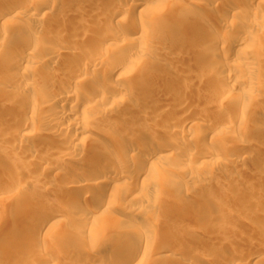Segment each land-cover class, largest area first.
Masks as SVG:
<instances>
[{
    "label": "rangeland",
    "instance_id": "374dc122",
    "mask_svg": "<svg viewBox=\"0 0 264 264\" xmlns=\"http://www.w3.org/2000/svg\"><path fill=\"white\" fill-rule=\"evenodd\" d=\"M23 1L14 0L12 3L22 6ZM34 1V5L39 2ZM51 1V7L45 8V15L38 20L15 19L23 25L40 23L52 30L57 29L54 33L42 32L33 37L42 45L35 55L40 57L54 48H71L77 58L88 55L89 58L96 55L100 57L102 54L103 59L107 58V63L105 61L99 71L87 70L83 75L86 82L82 80L83 82L80 81L73 87L78 101L84 100L85 94L96 91L101 86L111 90L110 92L117 86H125L128 88L125 95L127 99L118 108H111L114 111L108 108L109 103L100 105L99 108H85L82 105L74 107L71 112L79 119H87V126L83 135L78 133L74 137L71 142L75 143L73 146L68 141L73 127L65 121L64 128L68 130L60 133L61 138L56 144L53 140L40 141V132L52 131L41 120L43 114H39L45 111L42 94L59 84L55 75L62 72L63 65L60 68L40 63L33 69L32 63L26 64L27 69L36 70L32 77L34 88L22 91L18 97L17 93L16 97L6 99L5 90L7 92L11 87L4 82L1 74L6 73L8 67H1L7 58L3 54L7 50L11 51L14 45L10 47L12 44H4L8 48H5L6 52L3 54L0 52V77L3 78H0V93L6 95L3 99L10 103V107L0 109V264H33L38 258L54 259L55 264H83L84 260H90L93 255H113V246L109 243L111 234L118 233L121 238L134 230L142 231L143 228L137 222L140 219L147 220L148 215V220L154 224L155 229V234L148 237L153 244L148 264H198L204 262L205 255L215 251L219 252L221 261L228 262L231 255H235L239 256L240 264H264V153L257 152L259 147H264V133L253 130L255 125L264 122V99L244 93L238 85H234L230 93L219 92L223 84L218 76L225 71L221 68L219 59L231 65L244 66L247 62L245 54L230 48L233 40L238 38L236 34L231 33L225 40H215L216 35L225 31L227 20L224 21L221 17L209 26H196L195 20L206 13L203 6L198 7L188 0H157L148 6V15L141 18L137 13L128 14L121 22L112 21L111 26L108 17L118 0ZM163 3L176 14L174 16L185 19L188 15L183 16V10L188 7L193 11L190 16L193 25L186 34H175L168 31L166 26L153 29L148 38L129 31V22L152 20L155 15L150 12L160 8ZM2 6L5 5L0 0V7ZM97 6H101V10L102 6L108 8L94 14ZM260 11L262 16L248 17L247 20L232 18L235 19V27L253 31V24L259 31H264V8ZM80 18H84L82 23L79 22ZM61 25L72 28L74 33L85 32V38L75 39L72 34L61 30ZM95 27H105V30L96 34ZM4 29V25L0 23V31ZM115 33L123 34L127 42L124 46L113 44L105 54L91 51L101 37L108 40ZM258 36L261 37V34ZM88 46L91 50H88ZM123 49H130L132 56L128 66L122 70V77L118 75L121 72L117 71L105 79L112 61L120 58ZM246 50L254 57L252 70L247 68L246 73L243 71L246 76L233 72L237 77L240 75V78L251 75L253 85L264 92V39H260L259 45H247ZM217 51L219 58L216 60L211 57V53ZM88 52H92V55ZM164 78L168 80L163 81ZM175 91L178 94L184 93L183 97L176 96ZM184 95L189 96L191 106L187 99L184 100ZM30 106H35L40 112L32 114ZM31 120L34 121V127L23 128ZM174 124L178 126L173 130L171 126ZM19 126L24 132L15 131ZM26 131L29 134H22ZM164 134L177 139L178 149L182 151L179 154L177 149H170L169 151L174 152L173 157L161 161L155 168L153 177L137 184L133 193L128 196L119 197L120 202L115 205L117 208H112L110 214L123 223L121 221L119 225L115 224L104 229L103 233H97L92 223L83 224L75 217L78 203L84 202L91 206L92 201L84 197L100 193L101 190L89 186L81 190L69 187L67 175H73L79 169L88 170L90 163L93 166L99 165L98 159L106 155L104 146L110 145L111 140L131 143L150 138L156 141ZM17 142H23L27 147L32 146L38 152L27 154V150H16L14 144ZM238 145H243L247 153L241 156L231 153ZM60 146L62 152L59 151ZM57 147L60 148L59 153ZM110 149L109 155L123 156L120 166L138 171L136 158H129L118 146ZM205 152L217 159L212 161L205 158V163L202 162L201 165L198 159L207 154ZM190 153L194 154V159L199 157L187 168L188 174L182 162L189 158ZM37 163L47 167L36 168L34 165H38ZM188 175L190 179H187ZM130 180L132 178L127 180L128 183L116 185L114 191L119 195L123 194L128 184L133 183ZM36 197L45 201V208L36 203ZM177 200L184 202L182 210L170 213L172 203ZM207 205L216 208V213L206 221L200 214ZM51 207L64 210L60 216H56L61 219L59 227L63 228L64 238L54 231L36 232L33 226L35 220L26 217L30 211L51 213ZM132 207H139L140 219L136 220L119 210ZM163 220H167L170 226L162 231ZM75 237L79 239V244L71 242ZM185 237H194L195 240H189L187 250L173 252L175 242L186 240ZM96 238H101V241L94 243ZM163 238H168L164 246L159 242ZM21 239L29 241L30 246H22ZM57 250H63L66 255L57 256ZM253 250H257V261L247 258V254Z\"/></svg>",
    "mask_w": 264,
    "mask_h": 264
},
{
    "label": "bare ground",
    "instance_id": "6f19581e",
    "mask_svg": "<svg viewBox=\"0 0 264 264\" xmlns=\"http://www.w3.org/2000/svg\"><path fill=\"white\" fill-rule=\"evenodd\" d=\"M156 1L157 0H132V1L118 0V2L116 1L114 6L112 7L111 13L108 17V23L110 24L112 21L121 22L123 18L127 16L128 14L135 15V13H137L139 14L138 16L142 18L148 15L149 13V11H147L148 6L155 3ZM12 2L14 3V0H1V3L5 6L0 7V23H2V25H4L6 29V30L4 29L3 31H0V52L2 54L6 52L5 50L8 47L4 45L5 43L8 42L9 45L12 44L10 45V47L14 45L13 48L11 47L10 49L11 51L7 50V52L3 54L7 56V58L1 54L4 58H6V63L4 62V65L1 68L8 67L6 73L1 74V76H3L5 80L4 82H6L11 88L8 89L7 92H6L7 89L5 90V93H7L6 94L7 96L2 95L1 94L2 92L0 93V109L5 108L9 106L10 104L7 100H4L5 98L3 99V97L6 96V99L7 97L8 99L9 97H11L12 99V97H16L17 93H18L17 94V97H18L19 94L21 95L22 91L25 92L28 89L31 90V88H34L35 83L32 82L33 81L32 77L36 70H31L29 67H28L29 69H27L26 64L32 63L34 65L32 67L33 69L35 68V66L36 67L39 66L40 63H47L49 65H53V67H55V65L60 67V65L62 64L63 65L62 68L60 67L62 72H60V74L58 75H55L56 77L55 80H57L59 84L55 83L56 85L52 87V89L42 94L43 95L42 96L43 105L45 106L43 108L45 111H43L42 113H39L40 111L38 112V108H35V106L34 107L30 106V112L32 114H38V113L41 115L43 114L41 120H43L44 124L48 128L52 129L53 131V132L52 131H47V132L42 131V133L40 132L39 133L40 136L39 135H38L39 137L37 136L39 138V139L37 138L38 140L40 141L43 140L46 142L53 140L54 142L56 141L55 142L56 144L58 140L61 138L60 133L68 130L67 128H64L65 124H63V122L65 121L68 125H72L73 127V132L72 134H70L71 138L68 137L69 138L68 141L70 145L75 144L71 142L75 139L74 137L78 133H81L82 135L85 133L86 126H87V121H86L87 119L86 120L79 119L76 115L73 114V112H71L73 108L77 107V105L78 106L82 105L85 108L86 106L98 107L106 103L107 104L109 103L110 107L108 108L110 109L116 108V107L118 108L119 104L123 100H125V98L127 99L125 95L128 91V88L125 86H117L113 92H110L111 90L109 89L107 90L101 86L102 88L101 87L97 88L98 90L96 91L94 90L93 92L91 91L85 94L84 100L78 101L77 94L73 91V87H75L77 83H79L80 81L86 82V79H85L86 77L83 75L87 72V70H89L88 72H92V71L96 72L95 70L99 71L100 70L99 67H101L102 64L103 65L105 64V61L107 60V58L106 60L103 59L101 57L102 54L100 55V57L96 55L97 57L90 56L89 58V55L88 56L83 55L84 57L80 56L79 58H77L76 54L74 53V50H72L71 48L70 49L54 48L53 50L46 52L45 54L44 53L41 54L40 57H37L35 55V52L39 50V48H41L42 45L40 44L41 43L40 41L39 42L35 41L33 37L42 32L49 33L53 31L54 33L57 29L54 28L52 30L45 25L43 26L40 23L39 24L31 23V24L23 25L19 22H16L15 19H23V20L24 19H36L38 20V18L43 17L45 15V12L43 10L47 7L48 8L51 7V2L53 1L51 0H41L40 1L39 0L38 4L34 5L35 3L34 0H24L22 6L13 5ZM188 2H191L194 4L196 3V6L198 7L203 6L206 9L204 10L206 13H204L203 16L201 15V17L195 20L194 24L196 26H202V24L203 26L204 25L209 26L211 22L214 21V23H216V21H218V19L221 17L222 19H224V21L227 20L226 23L224 22L225 24H227L228 22L227 26L225 25L226 26L225 31L223 33L221 32L220 35H216V37L214 36L215 40H219V41L225 40L229 38L231 33L236 34L238 38L233 40V42L230 45V48L231 47L235 48L238 52H241L245 54L246 56L247 62H245L244 66L235 65V64L231 65V64H228L226 61L219 59V64L221 68L225 69V71L221 72L218 76V79L223 84V86L219 88L220 94L230 93L232 90V87L234 85H238L239 87H241V90L244 91V93L250 94L251 96H254V97H260L263 100L264 92L261 90H258L253 85L252 76L248 75L247 77L240 78L241 77L240 75L241 74L245 75L242 72L245 71L247 68H249V70L250 69L252 70V65H254V63L252 62V59L254 57L252 58L251 53L248 52V50H246V46L249 44L259 45L260 39L261 38L264 39V31L263 30L259 31V29H257L258 27L253 24H252L253 31H250L249 29L245 30V29L235 27V22H234L235 19L233 20L232 18H239L242 20L243 19L245 20L246 18L247 20L248 17L250 18L256 15L262 16L263 13H261L260 9L262 7L264 8V0H188ZM166 5L167 4L163 3L162 6H160V8L156 9L153 12H150L155 15V17L152 20L139 19V21L137 22H129V25H128L129 31L137 33L141 37L148 38L149 35L151 34V31H153V29H157V28L162 29V27L166 26L169 28L168 31L170 32H174L175 34H186L188 30L191 29V26L193 25V21L190 17L193 11L190 8L186 7V9L183 10V16L188 15V18L185 19L182 17L174 16L176 14L172 13L169 10V7H167ZM103 8L106 9L108 7L102 6V10L104 11L105 9ZM102 10H101V6H97V8H95L93 12L94 14L96 13L99 14L101 13ZM219 11H221V13ZM83 21H84V18L79 19L80 23H82ZM250 22L252 23V21ZM106 27L108 28V26ZM104 28L98 27L96 29L95 27L94 32L96 34L98 32L102 33V30ZM60 29L63 30L64 32L67 31V34L68 33L72 34V37H75V39L76 38L81 39L85 36V32L83 34L74 33L72 31L73 29L67 28V26L61 25ZM258 34L259 35L261 34V37H259ZM98 39H95V40H98ZM93 40L94 39H92V41ZM125 42H126V39L124 38L123 34L115 33L113 37H111V39H108V40H104L101 37V39H99V42H98L99 44L97 43L96 45L93 46L95 47V49L89 46H88L89 48L88 47L87 48L88 50L92 49L91 51H95V52L97 51L98 53L105 54V53H108L109 50H111L113 44L122 46L123 44L125 45ZM129 43L131 44V42ZM16 45H19V46H16ZM136 48L138 49V47ZM88 50L85 49V51H88ZM121 53L122 54L120 58H116L114 59V61H112L111 69L106 73L105 79H107L108 76L113 75L117 71H119V73L121 72L118 75L122 77L121 75L122 70L125 69V66H128L129 59L132 56V52H130V49L128 50L123 49ZM211 57L217 60L219 58V52L218 51L212 52ZM233 71H235L236 74L237 72H239V74L241 73L239 75L240 77L239 76L237 77ZM34 78L36 79V77ZM162 80L166 81L168 80V78H164ZM143 82L142 84H144ZM167 82H170V81H167ZM175 92H176V96L179 95L180 97L184 94L183 92H181L183 94H180V93L178 94L177 91ZM113 96L115 98H113ZM188 98L189 96L187 97L186 95L184 100L185 99L188 100ZM187 103L188 105L191 106L190 100H188ZM111 110L114 111L113 109ZM111 110L109 111V113L111 112ZM25 124H23V126ZM20 126L16 127L15 131L17 130L21 132L23 131L22 129L25 127L26 128L28 127L29 129L34 127V121L31 120L27 122V124L23 128ZM176 126L178 125L174 124L173 126H171V128L174 130L175 128H177ZM255 129L260 133H264V122H262L260 125L259 124L255 125V128H253V130ZM23 132L22 134H25V135L29 134L28 131H26V133H23ZM177 144H179L177 143V139L174 140L173 136L171 137L170 134L161 135L160 137L156 139V141L151 140L150 138L146 139V141H141V142L132 141L131 143L111 140L110 145L104 146V151L106 152V155L98 159L99 162L97 163L99 165L93 166L90 163L88 164L90 167L88 168V170L80 171L79 169L78 171H75L73 175L71 174L67 175L69 177V181H68L69 187L81 190L82 188L89 186V188L98 187L101 190L100 193L88 194V196L86 195L84 197L85 199L87 198L88 200L92 201L91 206H88L84 202L78 203L77 209L75 210L76 212L75 217H77V219L83 224L89 223V222L92 223L93 229L94 231H97V233H100V232L103 233L105 231L104 229H106L107 227H111L115 224L119 225V223L122 220H116V218H114L110 214V210L112 208H117L115 207V205L120 202L119 197H124L126 195L128 196V194L133 193V191L135 190L134 188L137 186V184L145 182L149 177H153L155 173V168H157V166L161 163V161L167 160L170 157H173L172 155L174 154L172 153L174 152H172L173 150L169 151L170 149L175 148L177 149L178 153L182 151V150L179 151L178 149L179 146ZM14 145L16 147V150L18 149L23 152L27 150L26 152L27 154L31 152H38L35 150V148L32 149V146L27 147L26 144H24L23 142L22 143L17 142ZM117 146L120 147V149H122V152L124 154H127L129 158L133 157L137 159V164H138L137 170L138 171L135 172L132 169L130 170V168H125L123 166H120V163L123 162V156H121V154L117 156L108 154L109 151L111 150L110 148H116ZM60 148L61 150L59 151L62 152V147L60 146ZM60 148L57 147V152H58V149ZM52 151L54 152L53 149ZM52 151L51 153L54 155ZM209 152H205L207 154H204V156L200 159L197 158L199 156H196V158L198 159V162L199 161L201 162V165L203 164L202 162L205 161V158H208V160H212V161L217 159V157L216 158L213 157L211 153ZM257 152L264 153V147H259L257 149ZM231 153L241 156L247 153V149L243 145H238V146H235V148L231 150ZM177 156H174V157H177ZM195 159H194V154L189 155V158H187L184 162H182V166H184L183 168L189 169L192 163L195 162ZM107 161H109V163ZM219 161L221 160H217V162ZM34 167L43 169V168H46L47 166L44 167L42 166V163L41 164L39 163L38 165H34ZM188 174H189V170H188ZM130 178H132V180L130 181H132L133 183L131 182L132 184H128L123 194L121 195L117 194L114 191V189L117 188L116 185L124 184L125 182L128 183L127 180H129ZM188 178L190 179L189 175L187 176V179ZM17 188L18 187H16L15 189L17 190ZM36 198L38 199V197ZM36 198H35L36 203H38V205H41L42 208H45L46 206L45 201L41 197L38 200H36ZM183 203L179 202L178 200L177 202L172 203L169 209V212L175 214L179 209H181V206L183 205ZM119 210L122 213L130 217H135L136 220L140 219L139 215H141V212H140L141 210L139 209V207L125 208V209L119 208ZM63 211L64 210H62V208L61 210L52 208L51 213L30 211L26 214V217L29 219L35 220L33 226L35 227L34 230L36 232L54 231L60 235L62 234L61 236L62 238H64L63 228L61 226L59 227L61 219L59 220V218L56 217V216H60V214L63 213ZM215 211H216V208H214L211 205H207L204 211L201 212L202 214L200 213L198 214L202 215V217L204 216V219H206L207 221V218H210L212 215L216 213ZM149 218L150 217L148 215V219ZM148 219L147 220L140 219L139 222H137L138 224L140 223L141 227L143 228L142 231L137 229V230H134L133 232L125 234L121 238L118 236L119 235L118 233L113 232L111 234V239L109 243L113 246L112 248L114 251L113 255L112 254H110L109 256L108 254L106 256L93 255L90 260H86V261L84 260L83 264H148V262L150 261L149 251L150 249L153 248V244L151 240L148 239V237L153 236L155 234L154 224L150 223ZM167 220L161 221L162 231L164 230L165 227L170 226L169 225L170 223ZM121 223H123V221ZM198 224H200V222ZM100 239L101 238H96L94 240V243H98L99 241H101ZM185 239L186 240L181 239L178 242H175L176 244L173 248L174 249L173 252L177 251L176 253H178L179 251L183 252L187 250L189 248V243H188L189 240L192 242L193 240H195L194 237L193 238L185 237ZM167 240L168 238H163V239H160L159 242L164 246L167 243L166 242ZM71 242L78 243V244L80 243L79 239H77L76 237L72 238ZM20 243L24 247L30 246L29 241H26L24 239H21ZM227 252H230V251H227ZM56 255L61 256V255H66V254L65 252H63V250L62 251L57 250ZM219 255L220 254L217 251H215L214 253L211 252L209 253V255H205L204 262H201L198 264H236L239 259V256L231 255L232 257L229 258V261L225 262V261L219 260V257H220ZM247 255H248L247 258L249 257L248 260L254 259V261L255 260L257 261V259L259 258V256L257 255V250H253L252 252H249ZM180 261H183V260H180ZM238 263L240 264V262ZM33 264H55V261L54 259L47 258L46 260H43V258H38V260ZM179 264H183V263H179Z\"/></svg>",
    "mask_w": 264,
    "mask_h": 264
}]
</instances>
